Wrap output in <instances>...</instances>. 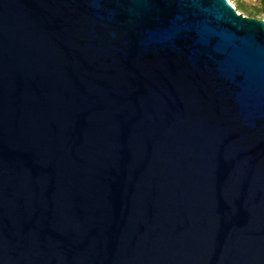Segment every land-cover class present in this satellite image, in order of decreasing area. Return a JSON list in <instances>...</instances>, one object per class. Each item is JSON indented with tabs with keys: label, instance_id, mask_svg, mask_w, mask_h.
<instances>
[{
	"label": "water",
	"instance_id": "95a60500",
	"mask_svg": "<svg viewBox=\"0 0 264 264\" xmlns=\"http://www.w3.org/2000/svg\"><path fill=\"white\" fill-rule=\"evenodd\" d=\"M0 264H264V19L0 0Z\"/></svg>",
	"mask_w": 264,
	"mask_h": 264
},
{
	"label": "rangeland",
	"instance_id": "374dc122",
	"mask_svg": "<svg viewBox=\"0 0 264 264\" xmlns=\"http://www.w3.org/2000/svg\"><path fill=\"white\" fill-rule=\"evenodd\" d=\"M229 1L236 7L240 5L248 10V12L238 10L239 12H242L245 15L251 17L264 19V13L261 10V0H229Z\"/></svg>",
	"mask_w": 264,
	"mask_h": 264
},
{
	"label": "trees",
	"instance_id": "16d2710c",
	"mask_svg": "<svg viewBox=\"0 0 264 264\" xmlns=\"http://www.w3.org/2000/svg\"><path fill=\"white\" fill-rule=\"evenodd\" d=\"M237 9L238 10H242V11H246V12H248V10L247 9H245L244 7H242V6H237ZM261 10H262V12L264 13V0H261ZM251 15V14H250Z\"/></svg>",
	"mask_w": 264,
	"mask_h": 264
}]
</instances>
